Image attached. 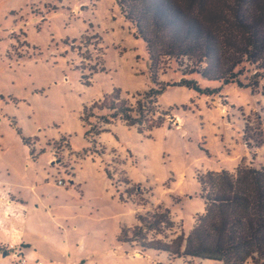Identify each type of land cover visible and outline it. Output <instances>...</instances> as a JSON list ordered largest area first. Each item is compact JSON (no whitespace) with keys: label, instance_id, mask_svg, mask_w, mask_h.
I'll list each match as a JSON object with an SVG mask.
<instances>
[{"label":"rangeland","instance_id":"rangeland-1","mask_svg":"<svg viewBox=\"0 0 264 264\" xmlns=\"http://www.w3.org/2000/svg\"><path fill=\"white\" fill-rule=\"evenodd\" d=\"M110 1L115 4L114 0ZM97 3L98 0H0V170L13 169L21 163L26 166V161L32 160L31 148L36 150L32 145L23 146L18 139L10 121L15 118L27 136L47 139L45 148L56 155L54 164L72 176L73 166L66 151L70 146L77 153L88 148L83 132L85 124L80 118L84 106H91L118 88L122 91L121 99L135 103L136 93L153 86L150 59L143 45L136 46L123 26L108 27L105 17L108 1L100 4L96 12L86 11ZM95 20V27L89 24ZM97 24L103 32L109 28L105 41L103 33L97 31ZM116 47L127 51L120 55ZM245 67L240 81L251 88L199 80L203 88L222 86L221 94L216 97L196 94V98H189L186 91L171 89L161 96L159 112H169L164 126L175 130L172 133L162 128L153 135V140L140 144L136 142L137 127H129L122 120L114 122L123 126L122 132L133 141L134 151L145 162L139 163L132 155V163L138 164V170L127 168L132 178L143 182L123 184L128 182L121 167L123 158L101 145L93 144L89 148L103 156L117 190L126 199L144 206L141 214L152 212L158 206L165 207L155 202L158 199H168L171 205L179 201L176 196L173 200L168 198L167 190L175 179L171 173L179 179L176 191L184 194L199 190L192 180L193 171L220 166V157L227 159L225 166L231 173L240 166L264 168V145L251 150L244 141L245 119L250 118L254 126L261 123L264 130V82L261 81L259 88L253 87L256 68L249 64ZM160 68L158 79L164 83L178 82L184 69L175 60H163ZM94 69L99 73L94 74ZM85 77L90 78L91 86H85ZM91 122L107 128L98 119ZM181 129L187 133L185 140L177 132ZM143 135L149 137L151 133ZM31 142L35 141L31 139ZM211 154L217 158L208 161ZM87 163L80 171L82 177L87 175ZM59 181L65 186L67 180ZM153 189L157 191L156 198ZM196 206L187 203L186 213ZM108 208L98 228L104 230L105 238L110 241L120 228L117 222L132 225L135 212L132 205H112L111 200ZM198 216L188 217L193 228ZM175 260L174 264H220L190 257ZM7 264H12L11 258Z\"/></svg>","mask_w":264,"mask_h":264},{"label":"trees","instance_id":"trees-1","mask_svg":"<svg viewBox=\"0 0 264 264\" xmlns=\"http://www.w3.org/2000/svg\"><path fill=\"white\" fill-rule=\"evenodd\" d=\"M117 1L146 45L153 86L136 93L135 103L121 99L118 88L84 106L81 120L89 127L85 136L92 144H96L95 137L109 132L93 124L92 119L105 126L122 120L129 127H137L140 134L163 127L169 112H159V98L171 89L186 88L200 97H216L222 86L245 88L240 77L246 72V64L257 71L253 87L259 88L264 82V0ZM163 60H175L184 67L180 81H159ZM93 72L99 73L96 69ZM192 75L196 77L190 78ZM89 79L85 77L87 87L91 86ZM199 80L222 86L203 88ZM245 122L246 146L251 150L263 147L262 124L254 126L250 118ZM11 123L24 143L33 146L17 122L11 119ZM31 153L35 156L33 147ZM108 175L112 179L109 171ZM197 180L206 208L189 234L173 220L169 208L158 206L152 212L138 214V224L122 228L118 241L142 251L166 252L173 259L264 264V168L240 166L235 173L209 171L198 174ZM120 198L124 200L123 195Z\"/></svg>","mask_w":264,"mask_h":264},{"label":"crops","instance_id":"crops-1","mask_svg":"<svg viewBox=\"0 0 264 264\" xmlns=\"http://www.w3.org/2000/svg\"><path fill=\"white\" fill-rule=\"evenodd\" d=\"M105 1H108V7L105 9V17L109 22L108 27L123 26V29L129 31V36L134 39L136 46L142 44L147 54L145 43L137 37L134 26L124 17L117 0H114L115 4H112L110 0H98L97 6L89 7L86 11L96 12L100 4H105ZM96 23V20L94 22L89 21V24L94 27ZM97 27V31L103 33L105 41V35L109 28L103 32L98 24ZM104 27L107 28L106 25ZM116 49L120 55L127 51L121 47H116ZM174 90L180 92L184 90L188 93L189 98H196V93L186 88H175ZM12 120L17 122L15 118ZM17 125L19 126V123ZM20 128L24 137L35 141L33 146L36 148V152L35 156L30 152L32 160L31 162L26 161V166L21 163L13 169L0 170V264H7L9 258H11L12 264H16L15 259L7 250L9 245L22 249L29 264H34L37 260L50 264H174L176 262L166 252L142 251L131 244L118 241L122 228H131L137 225L136 217L141 214L144 206L126 199L117 190L113 177L111 179L108 175L109 170L103 162V156L89 149L90 147L93 148V144L85 136V126H83V132L88 143L87 151L77 153L70 146V150L65 153L67 158L69 155L72 162V176H68L61 169H58V165L54 164L56 155L52 150L45 148L47 146L44 142L47 139L41 140L27 136L23 128ZM107 128L109 132L98 136L96 145H101L104 150L123 158L121 167L128 181L127 183L123 182V184L134 185L143 182L132 178L127 170L128 167L137 169L138 164L134 166L132 163V155L138 158L139 163H145L144 161L141 162V156H138L139 154L134 151L133 144H131L133 141L122 132L125 129L120 123L111 124ZM162 128L166 127L155 129L151 132V137H145L136 131L138 135L136 142L143 144L153 140V135ZM166 129L167 133L175 131ZM127 130L130 131L128 128ZM15 132L23 146H27L16 130ZM177 132L180 133L183 140L187 138V133L183 129L177 130ZM61 136L63 135L59 137ZM69 137V143H71V136ZM214 158L217 157L212 155L208 157V161H212ZM226 160L220 157L218 161L220 166L193 171L192 180L196 181L199 186V190L194 193L178 194L176 189L179 179L174 173H171L170 176L175 179L167 190L170 194L168 198L173 200L176 196L175 198H179V201L175 202L174 205H171L168 199L155 201L171 210L173 220L182 225L186 234H189L193 229V223L189 221L188 217H193V214L202 215L205 213L206 205L200 196L201 188L197 180L198 174L209 171H230L225 166ZM85 163L88 164L87 175L82 177L80 171L83 170ZM76 165L78 168L75 167ZM65 178L67 180L65 186H60L58 180H65ZM153 192L156 194L157 191L153 189ZM121 195H123L124 200L120 198ZM156 196L157 194L154 195L155 198ZM109 200H111L112 205H132L135 212V222L132 225L127 226L117 222L120 228L110 241L105 238L104 230L98 228L101 223L100 219L104 217L103 215L108 214L109 208L107 210L106 208ZM187 203L197 204L195 210H189L190 212L186 213L185 206ZM191 212H193L192 215Z\"/></svg>","mask_w":264,"mask_h":264},{"label":"built area","instance_id":"built-area-1","mask_svg":"<svg viewBox=\"0 0 264 264\" xmlns=\"http://www.w3.org/2000/svg\"><path fill=\"white\" fill-rule=\"evenodd\" d=\"M58 184L60 186H63L62 181H59ZM7 250L8 252H10L9 254L12 255V257L15 259L16 264H29L28 259L23 255L22 249L9 245ZM34 264H50V263H45L41 260H37L35 261Z\"/></svg>","mask_w":264,"mask_h":264}]
</instances>
